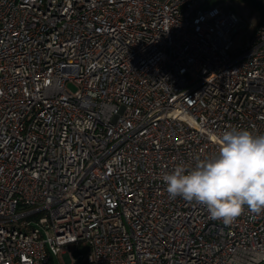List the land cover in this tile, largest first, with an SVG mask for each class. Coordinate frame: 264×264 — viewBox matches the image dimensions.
<instances>
[{
    "label": "built area",
    "instance_id": "built-area-1",
    "mask_svg": "<svg viewBox=\"0 0 264 264\" xmlns=\"http://www.w3.org/2000/svg\"><path fill=\"white\" fill-rule=\"evenodd\" d=\"M233 3L0 0V264H264V212L163 182L264 134V20L244 39Z\"/></svg>",
    "mask_w": 264,
    "mask_h": 264
},
{
    "label": "clouds",
    "instance_id": "clouds-1",
    "mask_svg": "<svg viewBox=\"0 0 264 264\" xmlns=\"http://www.w3.org/2000/svg\"><path fill=\"white\" fill-rule=\"evenodd\" d=\"M218 150L194 166L184 162L163 175L171 199L207 208L213 219L231 223L247 208L264 212V134L230 127L216 137Z\"/></svg>",
    "mask_w": 264,
    "mask_h": 264
},
{
    "label": "rangeland",
    "instance_id": "rangeland-1",
    "mask_svg": "<svg viewBox=\"0 0 264 264\" xmlns=\"http://www.w3.org/2000/svg\"><path fill=\"white\" fill-rule=\"evenodd\" d=\"M236 4L233 8L240 14L245 22V26H243L237 35H242L244 39H247L253 33V30L261 21V15L258 9L248 5L246 2L242 0H231ZM258 2L264 4V0H257ZM233 3V4H234ZM238 43H241L238 40ZM71 89L74 87L72 85L69 86ZM69 252L73 255V257H77L79 254L84 256L88 252V245L85 242H80L79 245L70 244ZM49 264H69L67 254L62 256L52 255L51 261Z\"/></svg>",
    "mask_w": 264,
    "mask_h": 264
},
{
    "label": "trees",
    "instance_id": "trees-1",
    "mask_svg": "<svg viewBox=\"0 0 264 264\" xmlns=\"http://www.w3.org/2000/svg\"><path fill=\"white\" fill-rule=\"evenodd\" d=\"M242 1L246 2L248 5L254 7L255 9L259 10L261 15V21L259 22L260 24L262 20H264V4L258 2L257 0H242Z\"/></svg>",
    "mask_w": 264,
    "mask_h": 264
}]
</instances>
